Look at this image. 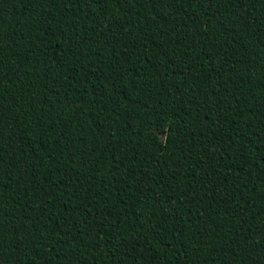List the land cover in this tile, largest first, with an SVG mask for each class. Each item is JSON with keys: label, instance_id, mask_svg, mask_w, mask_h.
Masks as SVG:
<instances>
[{"label": "trees", "instance_id": "1", "mask_svg": "<svg viewBox=\"0 0 264 264\" xmlns=\"http://www.w3.org/2000/svg\"><path fill=\"white\" fill-rule=\"evenodd\" d=\"M0 264H264V0H0Z\"/></svg>", "mask_w": 264, "mask_h": 264}]
</instances>
